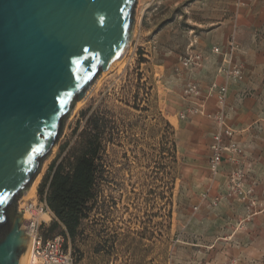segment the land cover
Here are the masks:
<instances>
[{"label":"rangeland","instance_id":"374dc122","mask_svg":"<svg viewBox=\"0 0 264 264\" xmlns=\"http://www.w3.org/2000/svg\"><path fill=\"white\" fill-rule=\"evenodd\" d=\"M221 110L233 135L212 172ZM90 115L106 125L96 206L74 238L39 216L43 237L78 264H264V0H137L128 51L74 106L18 212L44 201L42 176Z\"/></svg>","mask_w":264,"mask_h":264},{"label":"water","instance_id":"95a60500","mask_svg":"<svg viewBox=\"0 0 264 264\" xmlns=\"http://www.w3.org/2000/svg\"><path fill=\"white\" fill-rule=\"evenodd\" d=\"M137 0H0V264H23L17 211L65 120L123 55Z\"/></svg>","mask_w":264,"mask_h":264},{"label":"trees","instance_id":"16d2710c","mask_svg":"<svg viewBox=\"0 0 264 264\" xmlns=\"http://www.w3.org/2000/svg\"><path fill=\"white\" fill-rule=\"evenodd\" d=\"M86 121L71 150V161H58L67 144L60 145L58 155L49 163L37 187L40 199L54 215L49 228L63 227L62 233L71 238L94 210L102 177L99 160L106 145V125L96 115H90Z\"/></svg>","mask_w":264,"mask_h":264},{"label":"built area","instance_id":"2783aa9c","mask_svg":"<svg viewBox=\"0 0 264 264\" xmlns=\"http://www.w3.org/2000/svg\"><path fill=\"white\" fill-rule=\"evenodd\" d=\"M247 3V0H237V6L241 7ZM226 92V86L222 85L218 89V101L222 104ZM186 93L195 94L197 90L195 86L189 84L186 87ZM181 116H184L181 113ZM211 116V115H208ZM218 125V132L216 134V142L212 145V154L209 158V167L212 172H215L219 166L222 156V149L224 148V142H222L221 136L232 137L233 130L224 123L223 112L219 111L212 116ZM236 149L235 143L229 141L226 149ZM28 210L30 212L29 218L24 219L23 226L25 231L29 230L31 234V252L29 264H78L71 252L65 248L64 240L61 235L44 238L40 232L39 227L44 219L38 218L39 213L52 214L46 202H29L25 205L23 211ZM50 219V216H49Z\"/></svg>","mask_w":264,"mask_h":264},{"label":"bare ground","instance_id":"6f19581e","mask_svg":"<svg viewBox=\"0 0 264 264\" xmlns=\"http://www.w3.org/2000/svg\"><path fill=\"white\" fill-rule=\"evenodd\" d=\"M129 47H130V40H129L128 44H127L126 50L124 51L123 55L121 56V58L114 65H116L117 63H119L121 61V59L124 57L125 53L128 51ZM36 180H37V178L34 180V182L31 183V185L29 186V188L27 189V191L25 193V196H23L21 199L26 198L28 195H30V196L33 195ZM22 213L24 214V219L29 218L30 212L27 209L25 211H22ZM39 216L40 217H44V218L46 217L47 219L49 217V215L47 213H45V212L44 213H39L38 214V218H39ZM26 233H27V235L30 236V242H29L28 248H27L25 256H24L23 264H29L30 252H31V234H30L29 230H26Z\"/></svg>","mask_w":264,"mask_h":264},{"label":"snow or ice","instance_id":"6c2138e0","mask_svg":"<svg viewBox=\"0 0 264 264\" xmlns=\"http://www.w3.org/2000/svg\"><path fill=\"white\" fill-rule=\"evenodd\" d=\"M0 202H3V198H0Z\"/></svg>","mask_w":264,"mask_h":264}]
</instances>
